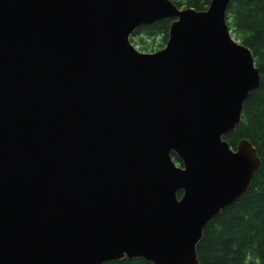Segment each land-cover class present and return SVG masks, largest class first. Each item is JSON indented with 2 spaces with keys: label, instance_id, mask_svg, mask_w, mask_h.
<instances>
[{
  "label": "water",
  "instance_id": "water-1",
  "mask_svg": "<svg viewBox=\"0 0 264 264\" xmlns=\"http://www.w3.org/2000/svg\"><path fill=\"white\" fill-rule=\"evenodd\" d=\"M230 1L0 0V264H201L261 162L224 138L260 84Z\"/></svg>",
  "mask_w": 264,
  "mask_h": 264
},
{
  "label": "trees",
  "instance_id": "trees-1",
  "mask_svg": "<svg viewBox=\"0 0 264 264\" xmlns=\"http://www.w3.org/2000/svg\"><path fill=\"white\" fill-rule=\"evenodd\" d=\"M178 6L207 9L211 0H173ZM227 20L233 35L253 52L260 71V84L243 104L241 122L224 138L236 148L248 139L261 159L249 189L224 208L205 227L197 245L201 264H264V0H231ZM172 19L165 18L136 29L131 40L148 51L156 44L164 47ZM153 42L147 43L145 38ZM177 162L181 159L173 153ZM182 191L178 192L179 197ZM103 264H154L144 258H123Z\"/></svg>",
  "mask_w": 264,
  "mask_h": 264
},
{
  "label": "rangeland",
  "instance_id": "rangeland-1",
  "mask_svg": "<svg viewBox=\"0 0 264 264\" xmlns=\"http://www.w3.org/2000/svg\"><path fill=\"white\" fill-rule=\"evenodd\" d=\"M146 40H148L147 41V43H151V42H153V40L151 39V38H145ZM158 40H160V39H156V44L155 45H153L152 46V48L151 49H149L148 51H146V52H153V51H156V50H158V49H161V48H163V47H161V46H159V42H158ZM132 42H133V44L138 48V49H140L141 50V45H139V44H136L135 42H134V40H131ZM159 43V44H158ZM142 51H144V50H142ZM177 162V161H176ZM179 165H181L180 164V162H177Z\"/></svg>",
  "mask_w": 264,
  "mask_h": 264
}]
</instances>
